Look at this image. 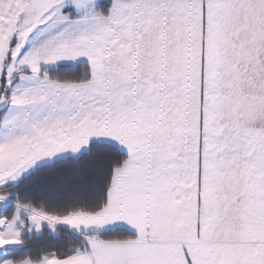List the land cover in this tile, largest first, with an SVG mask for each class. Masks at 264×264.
<instances>
[{
	"label": "snow or ice",
	"instance_id": "6c2138e0",
	"mask_svg": "<svg viewBox=\"0 0 264 264\" xmlns=\"http://www.w3.org/2000/svg\"><path fill=\"white\" fill-rule=\"evenodd\" d=\"M0 264H264V0H0Z\"/></svg>",
	"mask_w": 264,
	"mask_h": 264
}]
</instances>
